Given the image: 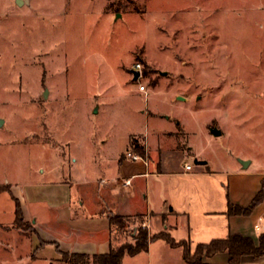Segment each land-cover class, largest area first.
<instances>
[{"label":"rangeland","instance_id":"rangeland-1","mask_svg":"<svg viewBox=\"0 0 264 264\" xmlns=\"http://www.w3.org/2000/svg\"><path fill=\"white\" fill-rule=\"evenodd\" d=\"M0 117V264H49L13 183L78 178L147 137L169 169H264V0H0Z\"/></svg>","mask_w":264,"mask_h":264},{"label":"crops","instance_id":"crops-1","mask_svg":"<svg viewBox=\"0 0 264 264\" xmlns=\"http://www.w3.org/2000/svg\"><path fill=\"white\" fill-rule=\"evenodd\" d=\"M180 98V96H178ZM178 122L171 143L178 147L185 134ZM167 133V132H166ZM166 133L163 138L167 137ZM146 153L133 161L125 158L132 148L130 139L124 150L98 163V170L70 174L42 182H30L23 187L13 183L11 190L18 198L24 218L32 220L34 235L39 244L29 250L32 260L46 259L49 264H68L63 253L99 254L125 242H134V235L126 236L110 219L111 214L128 217L142 215L141 223L150 235L169 233L177 241L187 240L195 250L200 243L228 238L240 233L251 236L257 244L264 234L263 199L248 213H230L231 203L243 207L251 205L257 194L264 193V169L246 170L239 162L233 170L214 167L207 161L191 169H169L164 161L161 145L153 149L150 138L143 141ZM179 148V147H178ZM180 149V148H179ZM145 154V155H144ZM126 179H131L125 184ZM136 224H140L135 220ZM51 252L49 255L47 252ZM229 252L205 256V264H227ZM88 264H96L90 262ZM122 264H188L181 245L172 246L166 239L150 241L149 248L131 255L126 253ZM238 264H264V254H245Z\"/></svg>","mask_w":264,"mask_h":264},{"label":"trees","instance_id":"trees-1","mask_svg":"<svg viewBox=\"0 0 264 264\" xmlns=\"http://www.w3.org/2000/svg\"><path fill=\"white\" fill-rule=\"evenodd\" d=\"M134 149L139 152H144V149L135 145ZM263 190L260 191L248 207L235 205L233 203L229 206L230 213H248L263 199ZM16 201V220L24 221V213L21 203L18 198ZM111 222L118 227L126 226L124 216L121 214H111ZM157 238L166 239L172 246L181 245L184 248V258L188 264H205V256H213L220 252H229L231 258L227 264H238L240 258L245 254H252L254 256H261L264 254V234L260 237V243L257 244L251 236H246L240 233L231 234L228 238L214 239L209 243H200L195 250L192 249L187 240L177 241L169 233L160 232L150 235L146 227H139L138 233L134 235V242H126L119 246L112 247L107 253L99 254H76L63 253L62 260L68 264H88L94 262L96 264H122L126 253L134 255L141 251H146L149 248L150 241Z\"/></svg>","mask_w":264,"mask_h":264},{"label":"built area","instance_id":"built-area-1","mask_svg":"<svg viewBox=\"0 0 264 264\" xmlns=\"http://www.w3.org/2000/svg\"><path fill=\"white\" fill-rule=\"evenodd\" d=\"M131 70H132V72H133V70H140V72H141L140 73V77L142 76L143 70H142V64L140 62H137V63L133 64ZM140 89L141 90H145V85L144 84H141L140 85ZM125 158L126 159H130V160H133V161H137V160L142 159L143 158V155L140 154L139 152H137L134 148H130V149H128L125 152ZM186 168L187 169H191L192 166L190 164H187L186 165ZM130 182H131V179H126L125 180V184H129Z\"/></svg>","mask_w":264,"mask_h":264},{"label":"water","instance_id":"water-1","mask_svg":"<svg viewBox=\"0 0 264 264\" xmlns=\"http://www.w3.org/2000/svg\"><path fill=\"white\" fill-rule=\"evenodd\" d=\"M18 4H23L25 1L28 2V0H16ZM120 14H118L117 16H119ZM140 70H133V79L134 80H138L139 77H140ZM47 92L48 90L45 89V92H44V95L46 96L47 95ZM180 98H183L182 96H180ZM4 119L2 117H0V125H3L4 123ZM212 132L215 134V135H219L222 133V130L219 129L217 126H214L212 128ZM240 162L242 163L243 167H247L248 164L250 163V161L248 159H242V158H239ZM196 162L198 164H206L207 163V160H198L196 159Z\"/></svg>","mask_w":264,"mask_h":264}]
</instances>
